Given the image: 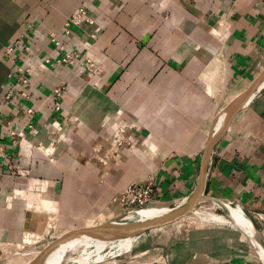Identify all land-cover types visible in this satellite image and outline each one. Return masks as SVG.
<instances>
[{"label": "crops", "instance_id": "1", "mask_svg": "<svg viewBox=\"0 0 264 264\" xmlns=\"http://www.w3.org/2000/svg\"><path fill=\"white\" fill-rule=\"evenodd\" d=\"M83 6L97 12L88 29L100 28L93 51L103 75L92 79L38 62L56 57L50 32L76 45L81 29L65 35L64 25ZM22 37L30 50L5 55ZM16 65L35 66L28 97L18 92ZM263 72L264 0H0V242L18 246L54 219L72 232L83 220L88 227L91 218L120 214V191L149 175L158 205L185 200L199 182L217 117ZM62 82L69 86L58 99L53 89ZM65 117L62 138L51 134ZM122 126L137 144L107 159ZM21 137L29 142L22 148ZM207 194L244 207L264 238V84L216 142ZM32 196L50 212L29 207ZM242 236L193 228L166 248L136 253H159L154 264H257Z\"/></svg>", "mask_w": 264, "mask_h": 264}, {"label": "built area", "instance_id": "2", "mask_svg": "<svg viewBox=\"0 0 264 264\" xmlns=\"http://www.w3.org/2000/svg\"><path fill=\"white\" fill-rule=\"evenodd\" d=\"M95 13L97 12L90 10V8L87 6H83L78 8L65 23V35H71L74 27H79L81 29V32L78 34V41L75 43V46L62 42L57 32H50L49 38L51 44L56 50V57L54 59L42 57L39 58L38 62H44L52 67L56 66L57 64L66 65L71 69L74 76L80 78L92 79L101 77L103 75V61L93 51V47L98 41V31L100 28L98 27L97 30L93 31L88 29V27L95 25L97 22ZM19 46H23L25 51L30 50V45L25 43L22 37L6 49L5 55H12ZM12 61L15 63L16 58H12ZM34 67L35 66L32 65H16V68L13 71V73L17 75V82L19 86L18 92L24 97L29 96L28 87L30 83L28 75L33 71ZM98 84L99 82H97L95 85L98 86ZM68 86L69 85L64 82L56 86L53 89V93L56 98L59 99L62 97V95L68 90ZM59 107L60 104L57 102V109H59ZM28 112L31 114L34 113L33 109H28ZM70 121V117H65L62 120H56L53 123L51 134L59 135V137L62 138V135L68 128ZM10 122L11 121H7L10 134L16 136L15 131L11 129ZM16 142L19 144V146H21V148L22 146L29 144V142L23 137H21V139L17 140ZM136 144L137 140H135L133 136L127 135V127L122 126L117 129V132L110 140V148L107 150L106 158H109V154H117V152H120L125 147L133 148ZM39 148L41 150L46 149L47 153L52 151L49 148H45V146L41 145ZM13 170L15 171V168H13ZM16 172L20 173L18 170H16ZM16 194L17 192L8 196L6 198L7 201L12 202L15 199ZM155 195L156 184L154 176L149 175L141 181L130 182L120 191L117 197L118 205L121 208L120 214L122 216H127L130 214H135L145 208L158 206L159 203L155 200ZM2 197L3 195L0 191V201L2 200ZM10 246L11 245L8 243L4 244L3 242H0V248L2 250H7Z\"/></svg>", "mask_w": 264, "mask_h": 264}, {"label": "rangeland", "instance_id": "3", "mask_svg": "<svg viewBox=\"0 0 264 264\" xmlns=\"http://www.w3.org/2000/svg\"><path fill=\"white\" fill-rule=\"evenodd\" d=\"M181 200H179L180 202L177 201L173 203H167L164 205L149 207L147 209L152 210L154 215L159 214V213L165 212L168 209V207H174L180 204L183 201ZM116 203L118 204L117 200H116ZM232 204L236 205L235 203H232ZM201 208L203 209V211H206V212H215L219 214H225V210L222 207H220L218 203L204 202L199 209ZM244 212L246 213L245 208H244ZM111 216L115 218V217L122 216V215L115 214L113 212L105 213V214H102L101 216L91 218V220H96L95 222H92L91 225H93V227L97 226L101 224L102 222H104L105 220L112 218ZM137 218L139 219V217L136 215L135 218H132V219L127 218L125 221L127 220L135 221L137 220ZM249 219L252 223L250 227L257 229L252 219L251 218ZM87 222L88 220H83L80 226H77L76 228H73V229L82 228L87 225ZM215 223L216 222L208 223L205 220H201L195 214V212L190 213L185 218L177 222L171 223L159 229H154L144 235L134 237L132 247L121 248V250L119 249L114 255L104 258V260L101 262H97L93 264H113L114 262L119 263L118 262L119 260H125L126 264H154L158 262V261H154V259L156 258L155 255H158L159 253L155 254L154 252H151V250H146V251L143 250L141 252L139 251L136 253V249L143 248L145 246H148V247L151 246L152 248L161 246V247L166 248L168 244L171 241H173V239L176 237V234L178 233L185 234L187 230H191L193 228H208L210 226H216V227L220 226V227L225 228V230H231L234 233L243 235L245 238H247L250 244H252L251 245L253 247L252 256L254 259L257 260V264H264V259L261 255V251H259V248L253 242L252 238L242 231L243 230L242 228L235 227L236 228L235 229L234 227L228 224L225 225L223 223H216V224ZM48 226L50 227V229ZM64 230H67V229H63L59 225L56 219L49 221L47 225L45 226V228L43 229V232L41 234H38L37 236H32L30 241H27V242L23 241L18 246L14 245L12 247H9L7 250H2L0 248V258H2L3 260L1 264H34L36 259L45 249L49 248L57 240H59L60 233ZM80 243H82V241L78 242L76 247ZM108 250L109 249H106L104 252H107ZM130 254H132L131 258L129 257ZM134 254H140V255L139 256L137 255V257H134ZM68 255H70L69 252L67 253L66 255L67 257H65L62 264H68L67 262V258L69 257ZM165 259L166 257L162 258L163 261H166Z\"/></svg>", "mask_w": 264, "mask_h": 264}, {"label": "water", "instance_id": "4", "mask_svg": "<svg viewBox=\"0 0 264 264\" xmlns=\"http://www.w3.org/2000/svg\"><path fill=\"white\" fill-rule=\"evenodd\" d=\"M264 84V72L255 80L251 86L241 93L227 108V117L222 127L213 132L205 146L203 158L201 161V172L199 182L194 192L183 200L180 204L174 207H168L165 212L154 215L145 220L125 221L126 216H118L105 220L101 224L88 228L84 226L79 229H72L73 231L68 236L59 238L53 245L45 249L34 264H44L48 258L60 248H63L68 243L81 239L86 235L109 236V237H137L144 235L154 229L165 227L171 223L177 222L185 218L188 214L194 213L199 209L204 202L221 203L233 202L225 200L216 196L207 194L208 169L211 162L212 153L216 142L223 136L232 118L243 108V106L250 100L253 94ZM224 111V112H225ZM254 226V225H253ZM242 230V229H241ZM245 232L244 230H242ZM246 233V232H245ZM251 237L248 233H246ZM255 234L264 248V238L261 233L255 229Z\"/></svg>", "mask_w": 264, "mask_h": 264}, {"label": "bare ground", "instance_id": "5", "mask_svg": "<svg viewBox=\"0 0 264 264\" xmlns=\"http://www.w3.org/2000/svg\"><path fill=\"white\" fill-rule=\"evenodd\" d=\"M227 117V111L221 113L216 119L215 130H219L225 119ZM40 197V196H39ZM28 200V199H27ZM29 207H33L37 212H50V207L45 206L40 202L38 196H32L30 198ZM220 207L225 210V214H219L215 212H206L201 209H197L195 214L201 219L209 222L223 223L231 225L232 227L242 228L244 231H247L253 237V241L257 244L259 250L262 254L263 249L260 246V242L255 234V228H251V221L248 215L244 212V208L241 205H233L227 202L218 203ZM161 214V213H159ZM138 216L137 220H145L152 216L154 213L152 210L147 208L142 209L141 211L130 214L126 216L127 218H135ZM158 215V214H155ZM141 220V221H142ZM215 223V224H216ZM93 227V225L88 226V228ZM50 229V227H49ZM236 229V228H235ZM71 232H61L60 238L68 236ZM38 235V234H37ZM36 234H28L26 240L30 241L32 236H37ZM37 238V237H36ZM84 240V241H83ZM82 241L77 247V243ZM134 237H109V236H97V235H86L81 239H77L65 245L63 248H60L55 253H53L44 264H62L67 253L70 255L67 258L68 264H93L101 262L104 258H107L111 255H114L119 249L124 247H132ZM106 249H109L107 252H104ZM104 252V253H103ZM33 262V261H32Z\"/></svg>", "mask_w": 264, "mask_h": 264}]
</instances>
